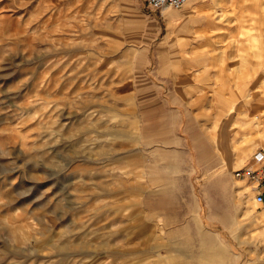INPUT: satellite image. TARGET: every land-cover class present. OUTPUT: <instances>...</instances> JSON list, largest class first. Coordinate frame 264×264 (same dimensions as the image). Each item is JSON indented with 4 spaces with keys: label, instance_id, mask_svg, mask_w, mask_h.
<instances>
[{
    "label": "rangeland",
    "instance_id": "obj_1",
    "mask_svg": "<svg viewBox=\"0 0 264 264\" xmlns=\"http://www.w3.org/2000/svg\"><path fill=\"white\" fill-rule=\"evenodd\" d=\"M185 5L0 0V264H264V0Z\"/></svg>",
    "mask_w": 264,
    "mask_h": 264
},
{
    "label": "built area",
    "instance_id": "obj_2",
    "mask_svg": "<svg viewBox=\"0 0 264 264\" xmlns=\"http://www.w3.org/2000/svg\"><path fill=\"white\" fill-rule=\"evenodd\" d=\"M189 0H146L148 9L181 8ZM234 176L249 187L257 204L264 205V147L255 149L250 159L234 170Z\"/></svg>",
    "mask_w": 264,
    "mask_h": 264
},
{
    "label": "bare ground",
    "instance_id": "obj_3",
    "mask_svg": "<svg viewBox=\"0 0 264 264\" xmlns=\"http://www.w3.org/2000/svg\"><path fill=\"white\" fill-rule=\"evenodd\" d=\"M192 3V0H189V1H187L185 4V7H188L190 4ZM184 59H186V56L184 55ZM188 59V58H187ZM186 61V60H185ZM187 68H188V66H187ZM183 70V69H182ZM188 70H185L184 72H187ZM233 102H231V104H230V107H231V109H229V107H228V109H229V111H228V109H227V113L226 114H228L229 116H230V118L232 117V115L234 114L233 112H234V110H235V108H233V106H234V104H232ZM256 119H259V117L256 115L255 117H253V119L251 120V122H250V126H252V128L253 129H255V132L256 133H262V135L264 136V127H262V128H260L256 123H255V120ZM244 138V137H243ZM252 140L250 139V142H251ZM239 156H242V154L241 155H239ZM249 188V187H248ZM262 219H264V218H262ZM213 258H214V254L213 255H211L210 256V260L212 261L213 260Z\"/></svg>",
    "mask_w": 264,
    "mask_h": 264
}]
</instances>
